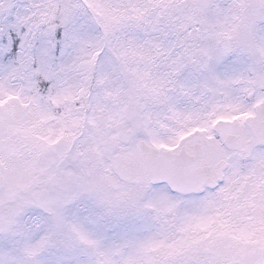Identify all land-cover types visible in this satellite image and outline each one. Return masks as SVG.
Masks as SVG:
<instances>
[{
	"label": "snow or ice",
	"instance_id": "obj_1",
	"mask_svg": "<svg viewBox=\"0 0 264 264\" xmlns=\"http://www.w3.org/2000/svg\"><path fill=\"white\" fill-rule=\"evenodd\" d=\"M0 264H264V0H0Z\"/></svg>",
	"mask_w": 264,
	"mask_h": 264
}]
</instances>
